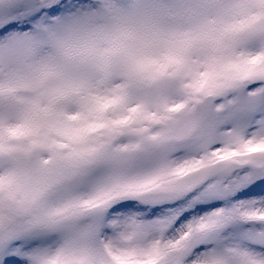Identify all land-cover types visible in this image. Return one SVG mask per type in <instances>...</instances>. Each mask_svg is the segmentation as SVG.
Listing matches in <instances>:
<instances>
[{"label":"snow or ice","instance_id":"snow-or-ice-1","mask_svg":"<svg viewBox=\"0 0 264 264\" xmlns=\"http://www.w3.org/2000/svg\"><path fill=\"white\" fill-rule=\"evenodd\" d=\"M0 264H264V0H0Z\"/></svg>","mask_w":264,"mask_h":264}]
</instances>
